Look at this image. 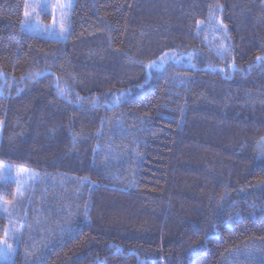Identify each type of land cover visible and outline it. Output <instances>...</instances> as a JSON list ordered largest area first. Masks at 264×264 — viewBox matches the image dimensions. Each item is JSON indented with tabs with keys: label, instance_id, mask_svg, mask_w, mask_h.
<instances>
[{
	"label": "trees",
	"instance_id": "obj_1",
	"mask_svg": "<svg viewBox=\"0 0 264 264\" xmlns=\"http://www.w3.org/2000/svg\"><path fill=\"white\" fill-rule=\"evenodd\" d=\"M27 2L0 0V163L36 182L0 264H264V0H75L63 41Z\"/></svg>",
	"mask_w": 264,
	"mask_h": 264
},
{
	"label": "rangeland",
	"instance_id": "obj_2",
	"mask_svg": "<svg viewBox=\"0 0 264 264\" xmlns=\"http://www.w3.org/2000/svg\"><path fill=\"white\" fill-rule=\"evenodd\" d=\"M75 0H28L23 29L27 32L54 40H66L71 27V12ZM1 132V129H0ZM8 178L19 183L17 194L11 205L1 189ZM35 177L27 171L12 169L0 163V208L6 211L11 225V239H0V261L12 263L16 254V242L20 236L29 206V194L35 185ZM33 184V186H32ZM22 188V189H21ZM23 191L25 193L23 194ZM7 205V206H6ZM8 208V209H7Z\"/></svg>",
	"mask_w": 264,
	"mask_h": 264
}]
</instances>
